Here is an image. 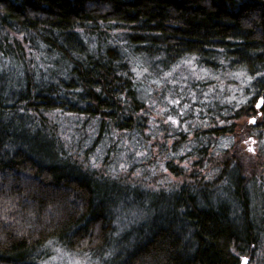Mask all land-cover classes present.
I'll return each instance as SVG.
<instances>
[{"label":"trees","instance_id":"16d2710c","mask_svg":"<svg viewBox=\"0 0 264 264\" xmlns=\"http://www.w3.org/2000/svg\"><path fill=\"white\" fill-rule=\"evenodd\" d=\"M100 247L264 264V0H0V264Z\"/></svg>","mask_w":264,"mask_h":264},{"label":"rangeland","instance_id":"374dc122","mask_svg":"<svg viewBox=\"0 0 264 264\" xmlns=\"http://www.w3.org/2000/svg\"><path fill=\"white\" fill-rule=\"evenodd\" d=\"M253 118L255 119L254 122L252 121ZM246 119L252 126L256 125V121H257L256 116L254 115L247 116ZM249 145H250L249 147L247 146V150L249 151V153H251L255 149L253 141H250ZM122 166H123L122 164H119L118 168L124 169L122 168ZM161 169L162 168H158L156 170V172L158 171V179H160L161 177ZM156 172L153 170H149L147 175H144L143 173H141L140 178H144L146 180L151 179L152 177L151 176L149 177V175L151 173L156 175ZM171 178L175 179L177 177L171 176ZM178 181H181V179ZM119 210L124 211V212L122 211V216H120V220L118 219L116 222V225L119 226L118 227L119 231L123 230L122 235L120 237L117 235L116 237V241L120 244V243L127 242L130 236L135 235L136 232L134 233V230L142 222L148 219L149 213H147L145 209L134 208V207L133 209H119ZM122 227H124L125 230ZM54 251H55L54 253L56 254H54L53 260L49 261L48 264H64V263L66 264H97L98 259L96 257H99V256L104 257L106 255L105 254L106 252L109 253V251L104 250V248H101V247L96 248V250L94 251L95 259H93L92 257L89 258V257L82 256V255L73 257L72 254L60 248H55ZM109 263H111V261H109Z\"/></svg>","mask_w":264,"mask_h":264},{"label":"water","instance_id":"95a60500","mask_svg":"<svg viewBox=\"0 0 264 264\" xmlns=\"http://www.w3.org/2000/svg\"><path fill=\"white\" fill-rule=\"evenodd\" d=\"M262 106H263V98L260 97L257 101L256 108L260 110L262 108ZM252 121L254 122L255 119L253 118ZM247 262H248V259L246 257H243L241 264H247Z\"/></svg>","mask_w":264,"mask_h":264}]
</instances>
